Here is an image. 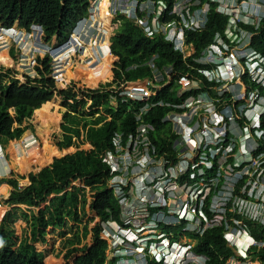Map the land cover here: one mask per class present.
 I'll list each match as a JSON object with an SVG mask.
<instances>
[{"label":"built area","instance_id":"built-area-1","mask_svg":"<svg viewBox=\"0 0 264 264\" xmlns=\"http://www.w3.org/2000/svg\"><path fill=\"white\" fill-rule=\"evenodd\" d=\"M209 1L229 20L225 30L216 33L213 41L196 54L185 35L205 28L209 4L173 0L170 10L172 4L166 1L110 0V16L123 15L128 6V17L148 36L164 34L182 53L189 68L185 73L176 71L172 64L160 65L159 54H154L130 67L146 66V77L118 78L112 37L100 32L97 23L99 1L78 23L70 40L53 50L58 65L55 75L62 70V57H85L90 67L106 56L112 59V75L105 89L129 104L137 126L134 132H116L112 150L103 157L111 167L110 189L121 206V222H108L105 229L106 233L110 228L118 230L111 251L122 243L138 244V236L125 226L160 229V235L147 234L140 239L150 242L149 252L136 254L144 264L155 260L172 264L166 262L169 243L177 252L174 262L207 264L209 257L194 251L192 239L188 241L192 244H185L184 235L202 236L219 225L225 228L228 245L241 251L226 264H257L248 257V250L251 246L264 247V241L252 235L249 227V223L264 226V54L252 45L257 33L240 24L259 28L264 19V0ZM171 16L176 18L170 20ZM7 31L1 29L13 36ZM35 31L42 30L35 28L29 37ZM75 91L77 99H86L77 87ZM171 91L174 101L165 100ZM160 95L163 97L156 100ZM86 100L89 107L92 101ZM159 107L170 109L161 119L163 128L145 121L149 112ZM32 139L36 141L34 134L25 141L29 144ZM167 227L182 229L177 234L183 238L181 243L174 240L176 234L164 230ZM245 236L251 238L250 242H245Z\"/></svg>","mask_w":264,"mask_h":264},{"label":"trees","instance_id":"trees-1","mask_svg":"<svg viewBox=\"0 0 264 264\" xmlns=\"http://www.w3.org/2000/svg\"><path fill=\"white\" fill-rule=\"evenodd\" d=\"M156 1L169 2L172 4L170 10L173 9V0ZM200 1L210 5L208 22L203 30H193L185 35L186 43L195 48L196 54L201 53L213 41L216 33L225 30L229 20L228 16L216 12L215 3L209 0ZM196 8L197 6L192 8L191 13ZM91 9L92 0H0V24L9 28L19 24L20 28L27 30L33 25H39L45 31L47 41H53L57 37L58 41L63 43L70 38L78 23L90 14ZM104 12L100 5L99 16L104 19L106 29H109ZM175 18L171 16L170 20ZM115 20L120 21V26L112 37V51L118 57V78L146 77V66L130 67L143 63L154 54H159L160 65L172 64L180 73L189 70L182 53L174 48L173 43L166 39L164 34L150 37L141 25L120 13ZM240 24L257 33L252 38V45L264 54V19L259 28ZM191 59L190 57L189 61ZM10 62L6 50L0 53L1 64L7 65ZM39 62L42 67H36L38 76H27L24 83L14 76L16 71L13 69L0 68V143L20 139L28 129L33 128L34 115L39 120V112L48 108L47 105H52L55 98L62 96L67 112L62 123L63 134L57 143L59 148L55 146V156L59 155L61 150L71 149L73 146L77 149L56 157L52 164L37 172H29L27 186H20L21 179L14 175L0 178V186L7 183L12 188L9 198L0 200L10 207L0 223V264H45V254L39 252L36 245L47 244L50 228L65 237L62 252L66 250L65 259L71 262L74 260L73 264H116L117 258L108 254L110 244L102 235L106 222H121V206L110 189L111 167L103 157L112 150V140L116 132L135 131V116L131 113L129 104H123L120 98L110 91L89 90L84 96L90 99L92 104L87 107L86 99L77 100L78 93L59 90L57 81L50 77L52 71L49 59H39ZM103 62L106 75L112 62L110 56L104 57ZM69 68H72V61ZM71 75L69 73L68 78ZM245 79L249 80V77L245 76ZM173 96L174 92L171 91L165 100L174 101ZM161 97L163 96L160 95L156 100ZM67 99L74 100L75 103H70ZM169 111L170 109L154 108L146 120L163 128L165 124L161 119ZM164 142L167 145V141ZM83 144H90L91 147L83 148ZM39 151L37 145L25 143L21 148L11 147L12 154L18 160ZM32 165L29 166L26 160H23L20 167L22 170H28ZM76 180H80L84 186L73 184ZM90 193L93 194L91 202ZM88 206L101 220L93 229L91 224L96 218L84 222L89 217ZM234 216L238 218V215ZM19 220L26 224L22 237L16 234L15 223ZM249 227L252 235L264 241L263 225L249 223ZM173 229L167 227L166 230L173 232ZM90 235H93L92 245L85 243ZM189 235L191 234L185 233L184 238ZM191 239L195 242L194 250L209 257L207 264H226V261L235 255L234 249L228 245L223 225L207 230L202 236L192 234ZM174 240L182 241L183 238L176 235ZM248 257L264 260V247L251 246ZM149 264L163 263L153 261Z\"/></svg>","mask_w":264,"mask_h":264},{"label":"rangeland","instance_id":"rangeland-1","mask_svg":"<svg viewBox=\"0 0 264 264\" xmlns=\"http://www.w3.org/2000/svg\"><path fill=\"white\" fill-rule=\"evenodd\" d=\"M94 3H95V0H93V4ZM100 5L105 10L103 15L106 18V23L109 29H106L105 24H104V19L100 17L101 15L99 16V13H100V9H99L97 11L98 20L100 21L99 22L97 20V23L99 24V27H100L99 31L106 32L108 33V36L110 34V36L113 37L115 33L117 32V29L119 28L118 26H120L119 25L120 21H116L114 20L115 17L110 16V12H109L110 1L109 0H101L99 6ZM124 10L125 12L123 13V15L129 16L130 11H128V6H127V9L124 8ZM32 36L36 37L35 34H32ZM57 41L58 40L55 38L52 44L56 45ZM0 44H2L0 46V53L6 50V52L8 53L10 57V61H11L9 64H7L8 67L7 65L0 63V68L10 67L9 69H13L14 71H16V75L14 76H16V78L19 79L22 83L26 81L27 76H31V77L36 76L37 72H36L35 67L39 65V62L36 59L37 57H40V56L37 55V53L34 51L35 48L32 47V45L34 44V41L32 39L31 41L27 42V46L26 48H24L23 51L21 47L12 44L8 39H5V40L1 39ZM30 49L32 50L30 51ZM83 60H84V63H82V61H80L79 59L76 60L77 63L78 61L80 62H79V65L75 67V71L73 70L69 71V73L72 74L70 76L71 79L68 78L66 81L62 82L61 84L60 82H58L60 84V86L58 84V87L60 89H64L67 91H74V92H76L75 89L77 87V90H80L81 93H85V94L86 92H83V91H89V90H92L91 88L96 89L98 87L102 89L101 91H109L108 89H105V88L109 86V80L112 75V72L110 70L111 66L108 68L107 74L104 75L105 63L103 62V59L101 60V63L99 65H96L94 67H90L91 63L85 62V57H83ZM80 76H81V79H84V81L83 83L79 82V84H77L76 81L80 78ZM87 76H90L91 78L87 79ZM140 78H144V77H140ZM84 84H86L88 88L84 87ZM77 100H81V99H77ZM63 101L64 99L62 96H60L59 98H55L52 101L53 103L52 105L50 104L47 105L48 108H44L43 110L39 112L40 121L34 115L32 119L33 128L28 129L24 133L21 139L19 140L12 139L8 143V148L12 146H15L16 148H21L23 146V138L29 136L32 133H34L41 142L39 145H37V147H39L40 149V151L37 154H34V155L32 154L18 161L16 160V157L12 154V158L14 160L13 166L16 167L14 168L13 173H15V176L17 178L21 179L20 180L21 186H24V184L25 186H27V184L29 183L28 178L27 177L24 178L25 176H28L29 172H32V171L37 172L41 167L52 164V161L56 157H61L67 153L74 152L77 149L76 147L73 146L71 149L67 148V149H64L63 151L61 150V153L55 156V153H57L55 146L58 147L57 145L58 140L63 134L62 123L64 121L63 120L64 115L67 112V108L65 107V102ZM67 101L71 103V99H67ZM13 142H15V144H13ZM82 147L90 148V144H83ZM23 160H26L29 166L32 164L34 166L32 165L31 168L28 170H22L19 165H21V162ZM35 163H43L44 165H37ZM73 184H77V186H84V183H82L80 180L74 181ZM5 190H6V187L0 189L1 192H4ZM92 196L93 194L90 193L89 194L90 202L93 200ZM9 208H10L9 206L3 205V208L0 209V223L3 218L2 216L5 215V213L9 210ZM87 211L89 212V217H87L84 222L86 223V222H89V219L96 218L95 222L91 224V229H93L101 220L97 217L95 212L91 211L90 206L87 207ZM73 224L76 225L75 223ZM15 228H16V234L19 237H22V232L24 228H26V224L23 221L19 220L15 223ZM181 231L182 229L179 227L173 229V233L176 235L179 234ZM49 232L50 233L47 237V244L46 245H40V244L36 245L38 251L43 252L45 254L44 263L49 264L50 262L52 264L54 263L55 264H73L74 260H72L71 262V260L68 261L65 259L66 250L62 252L64 244H65V237L59 234L58 231L54 232L53 228H50ZM70 236L71 235H69V237ZM102 237L110 241L109 242L110 246H111V243L112 244L114 243V240H111L109 235H107L105 232L103 233ZM189 239H191V235L186 236L185 240L187 241H185V244L190 243L188 242L190 241ZM245 240H246L245 242H250L251 238L249 236H245ZM85 243H89L90 245H92L93 235H90V237L87 239ZM110 250H111V247L108 251V254H111ZM234 250H235L234 251L235 253H241V251H239L238 249H234ZM119 257H121L119 258V264H136L137 262L135 259H130L125 256H119ZM257 260L259 262L261 261L262 264H264V260L262 258H257L256 262Z\"/></svg>","mask_w":264,"mask_h":264},{"label":"clouds","instance_id":"clouds-1","mask_svg":"<svg viewBox=\"0 0 264 264\" xmlns=\"http://www.w3.org/2000/svg\"><path fill=\"white\" fill-rule=\"evenodd\" d=\"M95 1H99V0H95ZM101 1V0H100ZM100 1H99V3H100ZM110 1V0H109ZM121 1H123V0H121ZM92 6H93V0H92ZM116 18V17H115ZM84 19V18H83ZM35 28H40L42 31H40V32H37V31H35V35H36V37H33V36H31V37H29V34L30 33H32V31H34V29ZM1 29H5V30H8L7 32H12L13 34V36H10V35H6L4 32H1ZM73 33H74V31H72V33H71V35H70V38L72 37V35H73ZM25 34H26V36H25ZM56 39H57V37H55ZM54 38V39H55ZM70 38L67 40V41H65V42H63V43H60L59 41H57V44L56 45H54V44H52L53 43V41H47V39H46V36H45V31H44V29H43V27L42 26H39V25H33L31 28H30V30H27V29H22V28H20V26H19V24H16L14 27H6V26H3L2 24H0V40L1 39H3V40H5V39H8L12 44H14V45H16V46H19V47H21V49H22V51L24 50V48H26V46H27V42L28 41H31V39L34 41V44L32 45V47H34L35 49H34V51L37 53V55H39L40 57H37V61L39 62V59L40 60H44V59H49V66H50V71H52V72H50V77H53L56 81H57V84H59L58 82H60V84L62 83V81H61V79H60V77H57L59 74H61V76L64 74V70H65V68H66V66L70 63V61H73L74 63H77L76 62V59H73V57H68V58H61L62 60L60 61L61 63H60V68H62V70L60 71V72H57V74L55 75V73H56V71H58V66L56 65V63H55V53L56 52H53V50H56V49H59L62 45H64V44H66L69 40H70ZM53 39V40H54ZM58 40V39H57ZM111 41H112V39H111ZM3 43V42H2ZM2 44H0V46H1ZM42 46H44V49L42 50ZM46 48H49L50 50H52V51H44ZM32 49H30V51H31ZM114 54V53H113ZM115 55V54H114ZM42 56V57H41ZM78 56V58L77 59H80L79 57V55H77ZM116 56V55H115ZM117 57V56H116ZM117 59H118V57H117ZM117 61V60H116ZM78 62H80V61H78ZM66 64V65H65ZM6 65V64H5ZM65 65V66H64ZM37 66H40V67H42L41 66V64H40V62H39V65H37ZM36 66V67H37ZM7 67H8V65H7ZM36 67H35V69H36ZM10 68V67H9ZM37 72V71H36ZM16 75V74H15ZM36 76H38V74L36 73ZM35 76V77H36ZM136 79H138V78H136ZM59 80V81H58ZM60 84H59V86H60ZM64 84V83H63ZM63 84H62V86H63ZM59 88V87H58ZM59 90H64V89H60L59 88ZM57 98H59V97H57ZM49 103V102H48ZM164 109H169V108H164ZM151 112V111H150ZM168 114V113H167ZM166 114V115H167ZM165 115V116H166ZM148 116V115H147ZM164 116V117H165ZM163 117V118H164ZM145 121H147V122H149V120H145ZM136 126H137V124H136ZM32 134H34V133H32ZM34 136L36 137V135L34 134ZM83 136L84 135H82V138H83ZM23 137V136H22ZM21 137V138H22ZM20 138V139H21ZM25 138L26 137H24L23 138V143H26V141H25ZM12 140V139H11ZM15 140H19V139H15ZM33 140V141H32ZM32 140H30L29 141V145H31V146H36V145H39L41 142H40V140H39V138L38 137H36V141L34 140V139H32ZM10 141V140H9ZM9 143V142H8ZM2 143H0V148H2L4 145H1ZM27 144V143H26ZM91 147V146H90ZM3 156V155H2ZM1 155H0V157H2ZM43 168V167H42ZM21 184V183H20ZM24 186H25V184H24ZM0 202H2V201H0ZM3 203V202H2ZM4 205V204H3ZM3 217V216H2ZM109 222H111V221H109ZM117 222V221H116ZM108 222H106L105 224H107ZM104 227H105V225H104ZM125 229L126 230H131L132 232H134L135 234H136V236H138V238L136 239V241L138 242V244H132V245H130V244H125V243H122V244H120V245H118V246H116L114 249H113V251H111L110 250V253L111 254H113L114 252H116V253H118L119 254V256H125V257H128V258H130V259H135L137 262H136V264H144V262L142 261H139L138 260V258H137V256H136V254L138 253H147V252H149L150 251V245H149V243L150 242H147V243H143L140 239L141 238H144L145 237V235H147V234H153V233H155V234H157V235H160V233L161 232H159V231H161L160 229H158V228H153V227H149V226H147V225H145V226H141V227H137V226H134V225H131V226H125ZM117 229L116 228H110L109 229V231H108V233H106V229H105V233L107 234V235H109V237H110V239L111 240H114V238H115V236H114V233H115V231H116ZM165 231H167L166 229H164ZM118 231V230H117ZM168 232V231H167ZM107 240V239H106ZM108 241V240H107ZM125 241H128L126 238H125ZM108 242H110V241H108ZM177 242H180L181 243V241H177ZM110 244V243H109ZM111 247V246H110ZM110 249V248H109ZM136 250V253H133V251H135ZM166 250H168L169 252H168V257H166V262H172V264H178V263H176V262H174L175 261V255H176V250H175V248H173L172 247V245L169 243L168 245H167V249ZM197 254H202V253H198L196 250H194ZM111 254H109V255H111ZM188 255V253L186 254V256ZM119 256H117V257H112V258H117V262H116V264L119 262V258H121V257H119ZM155 261H157V260H155ZM158 262V261H157ZM151 263V262H150ZM158 263H160V262H158ZM161 263H163V264H165V262L163 261V262H161Z\"/></svg>","mask_w":264,"mask_h":264},{"label":"crops","instance_id":"crops-1","mask_svg":"<svg viewBox=\"0 0 264 264\" xmlns=\"http://www.w3.org/2000/svg\"><path fill=\"white\" fill-rule=\"evenodd\" d=\"M1 145H4V146L2 148H0V155L1 156L3 155L2 157H0V178L1 177H10V176H13V175L15 176V173H13L14 172L13 170L16 167L13 166L14 160L12 158L11 147L8 148V142H5V143H3ZM13 147H15V146H13ZM16 160L18 161L17 158H16ZM26 177L27 176H25V178ZM28 180H29V178H28ZM4 187H6V190L4 192H1L0 191V200H3V199L6 200V199H8L9 196H10V193L12 191V188L9 186V184H7V183L1 184L0 188H4Z\"/></svg>","mask_w":264,"mask_h":264},{"label":"bare ground","instance_id":"bare-ground-1","mask_svg":"<svg viewBox=\"0 0 264 264\" xmlns=\"http://www.w3.org/2000/svg\"><path fill=\"white\" fill-rule=\"evenodd\" d=\"M9 56V55H8ZM111 58V57H110ZM79 60H81L82 61V63H84V60H83V57L82 58H80ZM3 64V63H2ZM79 65V62L78 63H74L73 61H72V68H69L70 67V63L66 66V68H65V70H64V74L60 77V79H61V81L62 82H64V81H66L67 79H68V75H69V71H75V67L76 66H78ZM76 76H77V74H76ZM91 77L90 76H87V79H90ZM83 81H84V79H81V76H80V78L76 81L77 82V84H79V82H82L83 83ZM75 82V83H76ZM146 82V81H145ZM84 86H86V84H84ZM87 87V86H86ZM257 264H262V262L260 261H258L257 260V262H256Z\"/></svg>","mask_w":264,"mask_h":264},{"label":"water","instance_id":"water-1","mask_svg":"<svg viewBox=\"0 0 264 264\" xmlns=\"http://www.w3.org/2000/svg\"><path fill=\"white\" fill-rule=\"evenodd\" d=\"M53 162H54V160L52 161V163H53ZM46 166H48V165H46ZM43 167H45V166H43ZM41 168H42V167H41ZM41 168H40V169H41ZM40 169H39V170H40ZM39 170H38V171H39Z\"/></svg>","mask_w":264,"mask_h":264}]
</instances>
